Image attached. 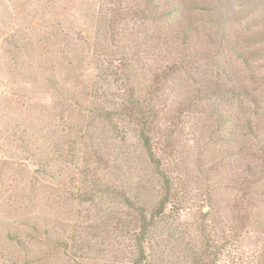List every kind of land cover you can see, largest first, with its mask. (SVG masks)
I'll use <instances>...</instances> for the list:
<instances>
[{
    "label": "rangeland",
    "instance_id": "obj_1",
    "mask_svg": "<svg viewBox=\"0 0 264 264\" xmlns=\"http://www.w3.org/2000/svg\"><path fill=\"white\" fill-rule=\"evenodd\" d=\"M191 1L196 0H184L189 9ZM116 4V0H0V264H134L130 253L134 239L132 233L122 232V225L139 214L112 190L132 197L141 193L134 203L140 206L143 201L151 210L161 197L160 178L134 122L119 116L104 119L105 112L126 103L132 88L136 99L153 97L161 110L152 148L161 160L159 169L178 183V189H191L182 211L173 212L169 204L161 223L164 238L175 227L183 231L184 240L171 242L176 245L173 251L163 248L164 261L154 262L150 256L141 264H174L183 242L198 240L194 215L202 211V184L232 187L253 181V171L264 183L261 163L252 156L256 142L244 129L232 131V144L213 141L221 136L211 133L204 109L222 104L237 114L234 101L213 98L178 115L185 93L179 82H166L161 94L148 95L165 56L158 26L136 16L143 0H122L121 13ZM120 14L126 18L119 24L115 15ZM234 25L240 33L263 29L264 6ZM201 40L198 36L197 42ZM123 47L130 49L124 70L119 69L122 56L117 54ZM214 50L204 43L195 48L197 53L190 52L200 59L202 75L217 72L204 60L205 53ZM232 63L236 71L258 76L261 85L255 93L264 118V57L251 61L249 72L240 60L232 58ZM196 67L192 72L197 78ZM190 83L184 81L187 88ZM245 104L255 102L247 99ZM174 124L176 130L166 140ZM241 146L246 160H240L250 162L252 170L230 155L233 147ZM143 186L151 191L143 193ZM228 190L218 196L216 205L232 226L236 191ZM134 225L137 230L138 223Z\"/></svg>",
    "mask_w": 264,
    "mask_h": 264
},
{
    "label": "trees",
    "instance_id": "obj_2",
    "mask_svg": "<svg viewBox=\"0 0 264 264\" xmlns=\"http://www.w3.org/2000/svg\"><path fill=\"white\" fill-rule=\"evenodd\" d=\"M116 2V12L121 13L122 0H116ZM190 4L191 9L188 8L184 0H143L141 10L136 11V16L148 19L158 26L157 37L165 49L162 69L157 72L158 74L153 75L152 82L155 85L152 86L148 95L161 94L167 87L166 82H179L180 90H185V93L181 94L184 101L182 102L183 110L178 115L184 111H191V109L197 110L199 104L213 98L219 99L221 102L226 99L234 101L233 103L237 107L239 105L237 114H231L229 110L223 109L222 104L204 109L208 116V123L210 122L209 125L212 127L211 133H218L221 136L220 139L212 137L213 141L214 143L221 141L225 145L232 144L230 135L232 131L237 130L238 127L244 129L256 142L257 151L252 156L257 163H261L259 165L263 175L264 118H260L258 94L255 93L261 84L257 75L245 74L242 70L236 71L232 58L240 60L246 72H249L251 61L264 57V46L252 47L257 43L264 44V28L250 30V32L247 31V28L242 29L245 33H240L239 29L234 28V24L242 22L244 17H248L259 7L264 6V0H196L191 1ZM236 6L238 9H235ZM190 12L195 15H191ZM125 18L126 15L123 17L120 14L118 18L115 15L119 24L124 22ZM197 20L200 24H197ZM201 30L203 33L198 32ZM198 36L202 39L201 44L197 42ZM204 43L215 48L214 52L210 51L204 55V60L212 63L217 71L212 77L206 73V75H202L201 66H198L200 59L194 57V54V58L190 56V52L197 53L194 52L195 48ZM136 44L138 43L136 42ZM129 52L128 47L117 51V54L122 56L119 69L124 70L128 67ZM195 67L199 69L197 78L192 72ZM128 80L129 78H127V82ZM187 80L191 81L188 88L184 84V81L186 83ZM128 93L125 100L127 104L124 103L117 109L105 112L104 119L113 121L114 116H119L120 118H130L134 122L147 152L157 165L161 197L155 209L149 210L143 201L140 206L134 203L142 198L141 193L132 197L116 189H113L112 192L120 194L128 209L138 211L139 214L135 221L126 220L122 225L125 228L122 232L132 233L131 236L134 239V251H130L132 262L141 264L149 260L150 256L154 262L164 261L163 248L170 247L173 251L176 249V245H171V242L175 244L174 242L177 240H184L183 237H180V232L184 235L183 231H178L175 227L169 230L165 238L163 237L161 223L166 221V207L171 204L174 208L173 212L182 211L191 194V189L186 186L178 189V183L167 172L159 169L161 160L152 149L156 141L154 136L159 134L161 118V110L157 107L156 101L153 97L143 100L136 99L133 88ZM262 93L264 94V91ZM247 99H250L251 103L255 102L254 106L245 107L248 106L245 104ZM100 113L101 111L98 112L99 115ZM176 126V124L171 126L172 131L166 135V140L171 139ZM244 150L242 146L238 149L234 147L231 149V157H234L237 162L240 161L241 165L245 164L242 161L246 160L243 159ZM245 165H248L249 170H252L250 162ZM252 176L253 181L238 182L232 187L221 188L216 183L201 185L200 191L205 199L201 202L202 211L196 216L194 215V219L197 221L195 230L198 232V240L192 241L194 237L189 233L185 234V236L192 237V240L183 242L185 247L178 251L179 254L174 264H264V219L261 218L264 209V183L260 178H257L259 176L257 172L253 171ZM228 188L236 191V198L233 202L236 222L232 226L226 224L225 215L219 213L221 209L216 205L218 196L227 193ZM140 189L143 193L151 191L148 186H143ZM135 223H138L139 226L137 230L133 229L136 227ZM253 224L255 227L251 229ZM258 229L261 230L259 235ZM253 231L257 232L256 237L250 236ZM146 248H149V254H147Z\"/></svg>",
    "mask_w": 264,
    "mask_h": 264
}]
</instances>
